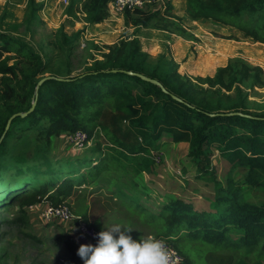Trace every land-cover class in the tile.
I'll list each match as a JSON object with an SVG mask.
<instances>
[{
  "label": "trees",
  "instance_id": "trees-1",
  "mask_svg": "<svg viewBox=\"0 0 264 264\" xmlns=\"http://www.w3.org/2000/svg\"><path fill=\"white\" fill-rule=\"evenodd\" d=\"M112 2L70 0L66 11L69 16L80 13L87 24L96 25L109 18ZM203 5L215 10L216 22L264 43V0H207ZM38 10L32 9V18ZM173 10L168 2L165 11H126V24L160 30L177 26L184 33L173 20ZM191 17L212 18L195 13ZM82 33L70 36L62 26L52 41L62 56L46 61L22 38L0 32V182L6 184L1 181L6 171L21 177L0 199V208L18 205L19 216L8 223L28 225L27 208L59 206L81 194L87 201L98 192L128 206L138 223L152 228L155 238H165L184 256L185 264H208L209 250L226 249L240 257L233 256L229 264H248L250 256L264 264V203L245 198L246 190L264 192V111H251L242 90L248 83L264 86V69L237 57L214 76L193 78L180 73L178 64L161 65L165 55L154 61L139 41L132 40L107 46L101 60L92 57L91 65L73 74L72 55ZM46 77L50 78L37 96L36 88ZM34 102V111L14 119L6 132L9 119L28 112ZM77 131L88 135L91 150L67 160L65 168L57 166L61 162L51 155L53 138ZM165 135L174 143L189 144L200 172L211 174L215 151L230 164L227 185L215 183L208 210L179 196L168 198L156 214L140 204L144 195H139L136 179L156 166L153 151L159 150ZM238 168L246 174L235 180L232 174ZM29 173L35 174L33 179ZM91 207L87 204L77 214L76 223L84 221L100 232L99 221H90ZM60 240L68 249L66 263L83 264L74 240Z\"/></svg>",
  "mask_w": 264,
  "mask_h": 264
},
{
  "label": "rangeland",
  "instance_id": "rangeland-1",
  "mask_svg": "<svg viewBox=\"0 0 264 264\" xmlns=\"http://www.w3.org/2000/svg\"><path fill=\"white\" fill-rule=\"evenodd\" d=\"M30 1L0 0V32L22 38L48 61L62 56L61 51L53 46L57 32L62 26L64 32L70 36L82 31L72 55L73 74L80 73L91 65L92 57L101 60V53L108 52L107 46L132 40L139 41L142 49L149 53L154 61L165 55L161 65L167 61L173 66L178 64L180 73L193 78L214 76L219 68L227 66L230 59L237 57L264 69V43L246 37L236 28L216 22L215 10H208L203 5L207 0H156L147 5L145 9L165 11L168 2H171L174 7L172 13L177 19L174 22L185 32H178L185 41L174 48H165V52H162L163 41L167 36L164 31L127 25L125 12L118 11L112 3L109 4L110 16L107 20L99 25L89 24L88 29L80 30L77 22L83 23L84 15L67 14L70 0L67 5L61 0H34L33 4ZM34 6L40 7V10L32 18ZM193 13L211 15L212 18L194 20L191 17ZM133 17L137 15L134 14ZM170 27L179 30L177 26ZM97 47L102 50L98 51ZM242 90L251 111H264V86L248 83L242 86ZM158 143L159 150L153 151L156 166L150 173H144L136 179L141 187L139 195H144L140 198V204L156 214L168 198L179 196L192 201L194 207L199 210H208L209 201L214 200L215 183L220 182L224 187L227 185L230 164L215 151L211 159V174L200 172L197 163L189 155V144L174 143L169 135H165ZM92 146L93 144L89 143L85 149H78L72 144L70 134L66 133L59 138H53L51 155L53 153L55 157L59 156L61 163L57 166L65 168L67 160L75 161L84 157L81 153H87ZM53 161L56 163L55 158ZM245 174V169L238 168L232 177L235 180L243 179ZM28 176L33 179L35 174L29 173ZM3 180L7 182H0V199L7 196L10 187L20 183L21 177L6 171L1 181ZM83 196L84 194H81L65 202L74 214V219L70 222L49 217L48 211L53 205L43 203L27 208L30 218L28 225H10L8 222L20 213L17 203L0 208V264H67L65 259L68 249L60 237H71L77 248L84 244L86 239L78 235L75 228L77 214L89 202V198L86 201ZM245 198L260 205L264 203V192L246 190ZM91 200L92 204L94 201ZM110 201L103 194L96 196L95 206L92 204L94 213L90 217L92 223L98 220L103 229L120 224L131 229L129 234L134 239L155 237L152 228L138 223L137 218L131 216L132 212L128 206L121 201ZM233 256L237 259L239 253L231 249L209 250L206 261L208 264H229ZM246 260L248 264H262L252 256Z\"/></svg>",
  "mask_w": 264,
  "mask_h": 264
},
{
  "label": "clouds",
  "instance_id": "clouds-1",
  "mask_svg": "<svg viewBox=\"0 0 264 264\" xmlns=\"http://www.w3.org/2000/svg\"><path fill=\"white\" fill-rule=\"evenodd\" d=\"M130 232L120 224L104 227L96 234L97 243L80 244L77 255L83 264H170L164 240L151 236L134 239Z\"/></svg>",
  "mask_w": 264,
  "mask_h": 264
},
{
  "label": "built area",
  "instance_id": "built-area-1",
  "mask_svg": "<svg viewBox=\"0 0 264 264\" xmlns=\"http://www.w3.org/2000/svg\"><path fill=\"white\" fill-rule=\"evenodd\" d=\"M62 3L68 4L69 0H61ZM153 2V1H152ZM152 2L146 0H113L112 6H114L120 12L135 11L136 9L145 10L148 4ZM72 144L78 149H85L87 147L88 135L85 132L77 131L70 134ZM49 217L57 218L63 222H70L74 219V214L70 206L63 203L59 206H51L48 211ZM77 224V227H76ZM75 227L81 237L85 238L91 244L97 243V233L99 232L95 227L88 225L84 221L75 222ZM165 241L168 250L170 252L171 262L170 264H185V258L180 254L165 238H158Z\"/></svg>",
  "mask_w": 264,
  "mask_h": 264
},
{
  "label": "crops",
  "instance_id": "crops-1",
  "mask_svg": "<svg viewBox=\"0 0 264 264\" xmlns=\"http://www.w3.org/2000/svg\"><path fill=\"white\" fill-rule=\"evenodd\" d=\"M173 20L174 21H176L177 19L176 18H173ZM84 21V20H83ZM77 24H78V28L80 29V30H84L85 28H89L88 26H90L89 24H87L85 21L83 22V23H80V22H77ZM99 25V24H98ZM78 29V30H79ZM145 29H147V28H145ZM161 31H164V33L167 35L166 36V40H164L163 41V45H162V48H164L163 50H162V52L164 51L165 52V48H167V49H170V47H173L174 48V46L175 45H178V44H180L182 41L184 42L185 41V39L184 38H182V37H180V32L179 31H177L175 28H171V29H169V30H161ZM179 32V33H178ZM185 33V32H184ZM183 33V34H184ZM175 57H176V55H175ZM188 144V143H187ZM81 152V151H80ZM96 196H98V192H96V193H94V194H92L90 197H89V202H88V204L89 205H91V199H93V207L95 206V201H96ZM38 205H40V204H38ZM90 211V214H89V217H91V214H93L94 213V211H93V209H92V207H91V209L89 210ZM96 221H98V220H96ZM101 229H103V227H101ZM84 244H91L89 241H84Z\"/></svg>",
  "mask_w": 264,
  "mask_h": 264
},
{
  "label": "water",
  "instance_id": "water-1",
  "mask_svg": "<svg viewBox=\"0 0 264 264\" xmlns=\"http://www.w3.org/2000/svg\"><path fill=\"white\" fill-rule=\"evenodd\" d=\"M142 78H144V79H146V80H149V81H152V82H154V83H156V84H160L158 81H156V80H151L150 78H147V77H145V76H142V75H140ZM50 77H46V78H44V79H42L41 81H40V83H39V85L37 86V88H36V95L38 96V93H39V89H40V86L43 84V82L45 81V80H47V79H49ZM35 106H36V102H34L33 103V107L28 111V112H26V113H17V114H14L10 119H9V121H8V124H7V127H6V132L9 130V128H10V126H11V123H12V121L14 120V119H16L17 117H26V116H28L29 114H31L33 111H34V109H35ZM3 139V138H2ZM2 139H1V141H2Z\"/></svg>",
  "mask_w": 264,
  "mask_h": 264
}]
</instances>
